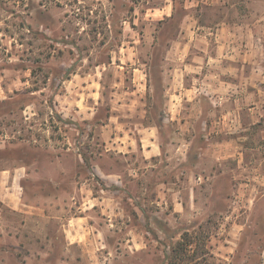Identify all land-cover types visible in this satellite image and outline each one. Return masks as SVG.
<instances>
[{
  "label": "rangeland",
  "instance_id": "obj_1",
  "mask_svg": "<svg viewBox=\"0 0 264 264\" xmlns=\"http://www.w3.org/2000/svg\"><path fill=\"white\" fill-rule=\"evenodd\" d=\"M184 6L0 0V169L16 179L0 188V264H264V149L254 167L225 159L230 173L212 186L179 170L183 160L218 167L221 152L201 150L231 137L206 139L203 123L214 120L199 114L217 104L187 68L214 52L222 12ZM238 137L264 143L258 127ZM151 138L167 154L146 157ZM168 174L179 193L158 203V191H172H157ZM103 191L121 194L126 217L111 223L99 205L88 209ZM137 238L143 249L130 246Z\"/></svg>",
  "mask_w": 264,
  "mask_h": 264
},
{
  "label": "crops",
  "instance_id": "obj_2",
  "mask_svg": "<svg viewBox=\"0 0 264 264\" xmlns=\"http://www.w3.org/2000/svg\"><path fill=\"white\" fill-rule=\"evenodd\" d=\"M191 2L190 5H186L184 0V7L190 6H217L222 12V17L218 21V26L214 31L217 39L216 48L213 51H208L205 56V65L190 64L189 68L195 71L191 74V77L197 80V85L194 87L197 90L204 92L208 98L216 102V111L201 112L199 117L204 119H213L211 123L204 121V135L206 139L210 134H225L231 137L215 142H207V145L203 150L221 152L220 155L216 154L215 157L219 163L218 167L212 166L208 170L205 168L201 160L196 159L195 162L183 160L182 171L183 174L187 175L188 181L194 180V185L199 184V188L204 187L205 183H211L215 177H219L222 174H226L227 167H225V159L235 157L238 162V166L242 163L247 166H256L254 163L256 158L254 156L256 151L264 149V143L251 144L249 147L239 142L238 136H250L251 129L258 127L261 133L264 134V0H246L245 3H241L239 0H186ZM166 6H169L168 4ZM245 6V8H251L250 13L240 15L239 7ZM188 13L186 17H191ZM205 34V33H204ZM200 73V74H197ZM196 83V81H195ZM187 90L193 91L192 87ZM202 98V96H201ZM194 99V98H191ZM247 105V106H246ZM212 112V113H210ZM180 113V112H179ZM188 112H184L187 114ZM215 113V116L212 114ZM205 115V116H204ZM211 115V116H209ZM180 117L178 113L173 112L169 116V119ZM248 122V123H246ZM154 127H151L153 129ZM189 128L188 121L185 120L182 125V129L186 131ZM237 134V135H235ZM239 134V135H238ZM248 151H252L251 162L249 163L244 160L245 155ZM143 152L146 157H159L163 154H167L161 149V145L157 144L153 138L144 144ZM172 152V151H171ZM172 154V153H171ZM170 157V155H168ZM264 156L261 160H263ZM215 162V161H214ZM242 164V166H243ZM173 167V166H172ZM176 167V166H174ZM174 169V168H173ZM171 171V174L175 173ZM215 169V172L213 171ZM9 169H0V188L2 183H6L10 186H14L16 179L14 180V173L10 170L11 178L7 175ZM170 173V172H169ZM177 173V170H176ZM171 174H168V178L159 181L157 191L159 187H166L169 190L160 194L158 191L155 195V201L163 203L164 197L176 196L179 191H174L175 186ZM238 173H235L237 177ZM113 176L110 174L105 175L106 179H111ZM233 180L235 179L231 175ZM185 179V177H184ZM186 181V179H185ZM238 181V179H237ZM176 183V182H175ZM198 183V184H197ZM164 185V186H163ZM206 185V184H205ZM161 189V188H160ZM211 189V188H210ZM192 196L196 197L197 187H192ZM104 194L89 195L88 200L95 201L93 206H88V209L95 208L99 205L103 213L109 216L111 223L121 216L126 217L127 212L123 204L121 194H109L103 191ZM212 192V189H211ZM9 200L12 205H18L16 195L14 192H9ZM0 195H2L0 193ZM162 197L161 199L159 197ZM130 198L131 195L129 194ZM154 201V202H155ZM181 202H179L180 204ZM144 211V209H142ZM143 213V212H142ZM97 237V236H96ZM90 238V235H89ZM136 245H139L138 247ZM133 249H143L144 243L139 238L136 239L135 243H130ZM264 253V252H263Z\"/></svg>",
  "mask_w": 264,
  "mask_h": 264
}]
</instances>
